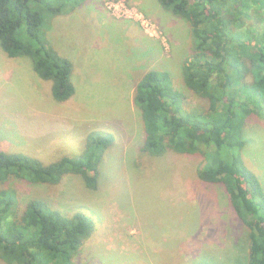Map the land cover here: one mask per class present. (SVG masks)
I'll use <instances>...</instances> for the list:
<instances>
[{
    "label": "rangeland",
    "instance_id": "obj_1",
    "mask_svg": "<svg viewBox=\"0 0 264 264\" xmlns=\"http://www.w3.org/2000/svg\"><path fill=\"white\" fill-rule=\"evenodd\" d=\"M49 35L74 63L76 93L58 102L52 82L37 74L30 57H10L0 44V150L49 163L83 153L94 130L113 133L115 143L104 155L97 190L72 174L59 184L12 179L0 183V190L16 191L22 205L40 198L68 214L91 216L95 230L75 264L234 263L238 250L247 248V230L224 189L197 178L202 157L141 150L143 120L134 98L147 71L168 69L187 103L199 105L180 78L190 24L159 0H86L57 17ZM259 117L247 125L244 162L264 187V118Z\"/></svg>",
    "mask_w": 264,
    "mask_h": 264
},
{
    "label": "trees",
    "instance_id": "obj_2",
    "mask_svg": "<svg viewBox=\"0 0 264 264\" xmlns=\"http://www.w3.org/2000/svg\"><path fill=\"white\" fill-rule=\"evenodd\" d=\"M85 1L0 0L1 46L10 57H30L61 103L76 93L75 66L56 48L49 29ZM159 1L191 26L180 78L200 107L187 103L171 71H147L136 83L134 98L143 120L141 150L154 156H201L197 178L224 189L247 230V248H240L231 264H264V187L244 162L248 122L256 115L264 118V0ZM114 143L113 133L94 130L83 153L49 163L0 150V183L59 184L72 174L97 190L104 155ZM94 230L95 221L82 211L68 214L40 198L22 205L16 191L0 190V260L6 264H75ZM195 264L217 263L202 259Z\"/></svg>",
    "mask_w": 264,
    "mask_h": 264
}]
</instances>
